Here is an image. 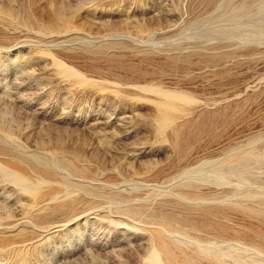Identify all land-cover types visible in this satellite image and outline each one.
<instances>
[{"label": "rangeland", "instance_id": "374dc122", "mask_svg": "<svg viewBox=\"0 0 264 264\" xmlns=\"http://www.w3.org/2000/svg\"><path fill=\"white\" fill-rule=\"evenodd\" d=\"M261 202L264 0H0V264H264Z\"/></svg>", "mask_w": 264, "mask_h": 264}, {"label": "bare ground", "instance_id": "6f19581e", "mask_svg": "<svg viewBox=\"0 0 264 264\" xmlns=\"http://www.w3.org/2000/svg\"><path fill=\"white\" fill-rule=\"evenodd\" d=\"M160 109H161V108H160ZM165 111H166V110H165ZM166 112H167V111H166ZM263 203H264V202H261V204H263ZM263 205H264V204H263ZM242 206H243V205H242ZM245 206H246V205H245ZM245 206H244V207H245ZM260 206H262V205H260ZM232 207L235 208V209H237V207H241V205L238 204V203H233V204H232ZM263 207H264V206H263ZM247 208L251 209L252 207H247ZM259 208H260V207H259ZM259 208L256 209V210H257V211H256V212H257L256 214H257V216H259L258 214H261L260 216L262 217V214L264 215V213H259V211H260ZM242 209H243V208H242ZM249 209H248V210H249ZM262 209H263V208H262ZM240 210H241V209H240ZM248 210H247V211H248ZM253 210H255V209L253 208ZM253 210H252V211H253ZM258 210H259V211H258ZM245 211H246V210H245ZM227 212H228V211H227ZM248 212H249V211H248ZM250 212H251V211H250ZM249 214H250V213H249ZM251 214L253 215V214H254V211H253ZM228 215H229V214H228ZM229 218H230V217H229Z\"/></svg>", "mask_w": 264, "mask_h": 264}]
</instances>
